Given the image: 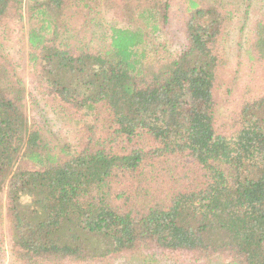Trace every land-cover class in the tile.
Instances as JSON below:
<instances>
[{"label":"trees","instance_id":"16d2710c","mask_svg":"<svg viewBox=\"0 0 264 264\" xmlns=\"http://www.w3.org/2000/svg\"><path fill=\"white\" fill-rule=\"evenodd\" d=\"M170 1L0 0V227L5 217L10 264H264V28L248 56L260 68L220 116L218 40L232 14L221 0H182L174 55L161 37ZM22 21L29 86L5 52L10 25ZM94 27L97 37L81 32ZM99 108L118 153L92 148ZM49 111L73 126L70 138L52 136ZM3 240L0 231V264Z\"/></svg>","mask_w":264,"mask_h":264},{"label":"rangeland","instance_id":"374dc122","mask_svg":"<svg viewBox=\"0 0 264 264\" xmlns=\"http://www.w3.org/2000/svg\"><path fill=\"white\" fill-rule=\"evenodd\" d=\"M221 1L231 12L232 20L225 26V31L221 33L218 40L219 48L223 50L222 57L225 60V64L220 71L217 72L213 97L217 103L216 110H218L220 116H225L235 107V103L241 95L240 87L250 80L251 69L257 71L255 69L260 68H257L256 64H253V62L248 59V56L249 49H253L251 44L258 32V28L260 26L264 28V0ZM75 4L81 7L82 3L75 2ZM170 5L171 9L168 24L161 37L170 53L177 55L182 51L184 45L182 36V23L184 19L182 0H171ZM98 12L99 7H95V10L90 16L87 15V18L94 17ZM101 15L102 17H106L107 13L102 9ZM258 23H261V25H258ZM81 25H83V23ZM10 28L12 30L11 41L7 44L5 52L8 58L15 63L17 70H24L23 79L26 82L25 84L29 86L25 38V31L28 29L27 24L25 21H22L20 24H11ZM81 32L88 36L92 34L93 38L97 37L99 33L95 27L91 33L88 29H84ZM97 113L95 124H97L98 129L95 130L96 138L92 148L95 150L104 149L107 154H109V150L118 153L119 147H117L116 144L112 145L108 142V135L110 132L108 129V114L100 108ZM46 118L48 119L49 130L54 138L66 140L72 136L73 126L65 124L63 120L59 119L58 116L51 111H49L48 117ZM126 149L130 151L135 149V147L133 145ZM0 231L2 232L3 241H5L4 249L7 253L4 264H10L8 226L5 217L1 219ZM131 258L126 259L121 257L112 261L111 264H184L174 263L165 259L158 260L157 257L150 259L147 256H134L132 259ZM196 264L220 263L210 258L202 259Z\"/></svg>","mask_w":264,"mask_h":264}]
</instances>
